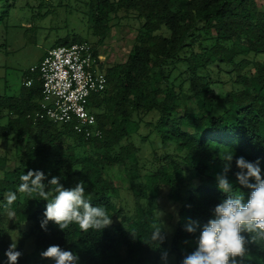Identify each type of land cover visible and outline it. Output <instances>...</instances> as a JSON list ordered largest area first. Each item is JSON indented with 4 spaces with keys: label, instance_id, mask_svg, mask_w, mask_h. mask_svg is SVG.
Masks as SVG:
<instances>
[{
    "label": "trees",
    "instance_id": "16d2710c",
    "mask_svg": "<svg viewBox=\"0 0 264 264\" xmlns=\"http://www.w3.org/2000/svg\"><path fill=\"white\" fill-rule=\"evenodd\" d=\"M83 6L95 40L91 43L67 26L53 47L87 42L97 54L112 17L120 18V13L137 19V35L124 61L100 64L106 86L90 97L89 108L101 138H85L68 124L35 118L41 98L37 73L24 78L33 81L25 86L23 80L16 95L0 94V141L14 147L12 157L0 151V264H7L10 245L6 222L19 232L26 226L24 232L33 238L30 254L22 242L16 244L21 253L16 264H53L40 255L51 245L75 252L79 264H160L169 256L181 264L199 235V227L189 233L185 225L206 224L228 196L216 181L225 155L234 153L227 178L245 200L251 190L236 182L235 159L259 161L264 174V0H85ZM7 13H0V22ZM214 69L230 76L221 111L215 108L220 98L210 78ZM174 72L181 78L178 84ZM151 112L157 113L153 130L164 152L148 169L140 165L132 135L141 117ZM120 165L130 184V210L114 201L117 189L107 176L109 168ZM29 170L42 171L45 184L54 176L65 188L83 181L86 198L105 207L111 224L83 232L76 224L61 230L49 221L42 229L47 201L17 190L20 176ZM54 188L45 189L49 198ZM162 189L177 208L170 238L148 204ZM10 192L17 199L8 206ZM158 229L160 239L154 241ZM241 235L246 240L243 264H264V240Z\"/></svg>",
    "mask_w": 264,
    "mask_h": 264
},
{
    "label": "rangeland",
    "instance_id": "374dc122",
    "mask_svg": "<svg viewBox=\"0 0 264 264\" xmlns=\"http://www.w3.org/2000/svg\"><path fill=\"white\" fill-rule=\"evenodd\" d=\"M85 0H0V13L7 11V17L0 22V94L16 95L24 78L30 73L29 68L35 65L45 50L53 47L55 41L65 34L66 27L74 28L82 37H88L92 43L95 38L89 35L88 24L84 18L83 2ZM263 2V0H257ZM112 17L110 32L98 47L99 56L103 62L113 64L124 61L132 50L134 38L137 35L139 23L135 17ZM250 58H253L250 55ZM260 58L259 56L257 57ZM213 88L219 95L216 110L221 111L224 104L221 101L224 93L230 89L229 74L227 72H211ZM172 78L175 84L180 82L177 72ZM157 118L156 112L142 116L139 129L132 135V141L139 148L140 165L151 169L155 165V156H161L164 150L160 146V138L153 130V123ZM0 151H7L9 157L14 154L11 143L0 141ZM142 171V170H140ZM108 178L117 189L114 201L129 210L132 208V193L123 165L109 168ZM166 191L148 204L153 206L167 227L168 238L172 235L175 220V205L166 200ZM8 229L10 244L22 242L26 254L33 252V238L25 231L12 226V222L5 223ZM237 264H243L241 257L235 258ZM160 264H174L171 256L166 257Z\"/></svg>",
    "mask_w": 264,
    "mask_h": 264
},
{
    "label": "clouds",
    "instance_id": "9594fccd",
    "mask_svg": "<svg viewBox=\"0 0 264 264\" xmlns=\"http://www.w3.org/2000/svg\"><path fill=\"white\" fill-rule=\"evenodd\" d=\"M234 153L230 151L224 157L223 174L216 177L217 187L228 196L212 210L211 218L203 226L196 222L185 225V230L194 233L199 227L195 249L184 257L181 264H237L236 257L245 255L246 240L242 232L252 233V239L264 240V174L259 161L250 162L244 157H237L235 165L236 182L250 189L247 199L244 194L234 192L233 184L227 178ZM18 191L29 195L36 193L47 201L41 221V228H46L49 221L59 229L65 230L76 224L83 232L89 229L101 231L111 224V215L105 207L93 206L85 196V183L79 181L74 187L65 188L59 177H52L45 184V174L40 170H29L20 176ZM55 186L51 194L45 189ZM17 199L15 192L6 196V203L11 206ZM154 241L160 239V229L153 232ZM15 243L5 251L7 264H16L21 253L15 250ZM42 257L52 258L53 264H79V256L64 250L59 245H51L40 253Z\"/></svg>",
    "mask_w": 264,
    "mask_h": 264
},
{
    "label": "built area",
    "instance_id": "2783aa9c",
    "mask_svg": "<svg viewBox=\"0 0 264 264\" xmlns=\"http://www.w3.org/2000/svg\"><path fill=\"white\" fill-rule=\"evenodd\" d=\"M99 52L87 42L48 48L42 59L29 68L41 82V98L35 118L68 124L85 138H101L95 114L89 108L92 95L105 89L106 76ZM32 77L24 80L30 86Z\"/></svg>",
    "mask_w": 264,
    "mask_h": 264
},
{
    "label": "crops",
    "instance_id": "0c3cea01",
    "mask_svg": "<svg viewBox=\"0 0 264 264\" xmlns=\"http://www.w3.org/2000/svg\"><path fill=\"white\" fill-rule=\"evenodd\" d=\"M42 56H43V55H42ZM40 60H41V58L38 60V62H39ZM38 62H37V63H38ZM37 63H36V64H37Z\"/></svg>",
    "mask_w": 264,
    "mask_h": 264
}]
</instances>
